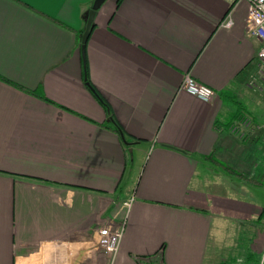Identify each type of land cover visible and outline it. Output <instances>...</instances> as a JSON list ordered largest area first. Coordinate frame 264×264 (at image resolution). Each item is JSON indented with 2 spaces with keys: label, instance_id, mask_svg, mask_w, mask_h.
Wrapping results in <instances>:
<instances>
[{
  "label": "crops",
  "instance_id": "crops-1",
  "mask_svg": "<svg viewBox=\"0 0 264 264\" xmlns=\"http://www.w3.org/2000/svg\"><path fill=\"white\" fill-rule=\"evenodd\" d=\"M93 1L0 0V264H237L264 219L248 0H106L84 64Z\"/></svg>",
  "mask_w": 264,
  "mask_h": 264
},
{
  "label": "built area",
  "instance_id": "built-area-1",
  "mask_svg": "<svg viewBox=\"0 0 264 264\" xmlns=\"http://www.w3.org/2000/svg\"><path fill=\"white\" fill-rule=\"evenodd\" d=\"M250 8L246 20L247 32L250 36L256 37L261 40V48L258 52V58L260 62V73L264 79V0H248ZM226 25L232 24L231 16L224 22ZM182 88L193 92L197 96L205 100H211L216 91L209 85L202 83L190 75H187L182 83ZM253 123V119L250 116H245L238 121H235L231 126V131L244 136L246 129ZM260 126H258L259 128ZM123 225L117 228L106 225L101 226L99 236L102 240V249L108 253H115L120 245V241L123 235ZM261 264H264L262 261Z\"/></svg>",
  "mask_w": 264,
  "mask_h": 264
},
{
  "label": "rangeland",
  "instance_id": "rangeland-1",
  "mask_svg": "<svg viewBox=\"0 0 264 264\" xmlns=\"http://www.w3.org/2000/svg\"><path fill=\"white\" fill-rule=\"evenodd\" d=\"M255 102L254 104H252L251 102H248L246 99H242V102H244V104H246L245 107H247L254 116H256L258 121H264V95L260 94V93H255ZM263 123V122H260ZM261 191L263 192V195H261L264 199V188L261 189ZM260 236L258 234H246L243 233L241 240H240V247H239V251L242 252H238V255L248 259V254L249 252H245V250L243 251L244 247L248 248L251 245V238H254L255 241L259 238L258 242H256L258 245L262 246V252H254L255 255V264H261L262 261H264V219H263V223L260 225ZM248 250V249H247ZM253 253V252H251ZM238 258L237 260V264H245V260H243L242 258Z\"/></svg>",
  "mask_w": 264,
  "mask_h": 264
},
{
  "label": "water",
  "instance_id": "water-1",
  "mask_svg": "<svg viewBox=\"0 0 264 264\" xmlns=\"http://www.w3.org/2000/svg\"><path fill=\"white\" fill-rule=\"evenodd\" d=\"M105 1L106 0H94L91 8L87 12L86 28L82 35V53L84 57V64L86 63V44L92 31V24L98 9L105 3Z\"/></svg>",
  "mask_w": 264,
  "mask_h": 264
},
{
  "label": "trees",
  "instance_id": "trees-1",
  "mask_svg": "<svg viewBox=\"0 0 264 264\" xmlns=\"http://www.w3.org/2000/svg\"><path fill=\"white\" fill-rule=\"evenodd\" d=\"M94 25H95V23L93 22L92 29H93ZM85 76H86L85 77L86 78V82L89 83L88 71H87L86 65H85ZM89 85H90V88L92 89V91L94 92V94L100 99V101L104 104V106L106 108H109L108 103L106 102V100L104 99V97L100 94V92L91 83H89ZM114 124H115V126H116L117 129H120L119 125L116 122H114ZM123 139L125 141H127V137L125 135H123Z\"/></svg>",
  "mask_w": 264,
  "mask_h": 264
}]
</instances>
